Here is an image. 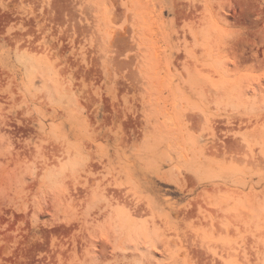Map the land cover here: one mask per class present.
<instances>
[{"label": "rangeland", "instance_id": "obj_1", "mask_svg": "<svg viewBox=\"0 0 264 264\" xmlns=\"http://www.w3.org/2000/svg\"><path fill=\"white\" fill-rule=\"evenodd\" d=\"M0 264H264V0H0Z\"/></svg>", "mask_w": 264, "mask_h": 264}]
</instances>
